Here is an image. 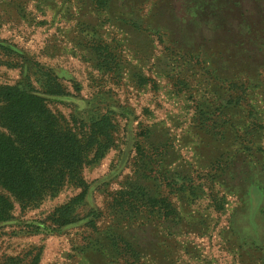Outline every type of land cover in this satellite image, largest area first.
I'll return each instance as SVG.
<instances>
[{
    "label": "rangeland",
    "instance_id": "obj_1",
    "mask_svg": "<svg viewBox=\"0 0 264 264\" xmlns=\"http://www.w3.org/2000/svg\"><path fill=\"white\" fill-rule=\"evenodd\" d=\"M0 38L26 57L13 59L16 67L0 64V85L21 80L23 62L38 63L63 85L49 106L76 132L92 113L111 111L118 124L114 145L83 169L80 220L44 228L81 192L71 184L34 205L12 198V218L0 224V263L32 251L38 264H130L124 246H114L125 240L142 264H264V0H110L105 9L92 0H0ZM100 44L115 68L102 62ZM253 151L263 167L228 165L253 161ZM165 178L175 223L140 225L109 206L129 182L164 192ZM92 209L103 211L99 231L82 219Z\"/></svg>",
    "mask_w": 264,
    "mask_h": 264
},
{
    "label": "trees",
    "instance_id": "obj_2",
    "mask_svg": "<svg viewBox=\"0 0 264 264\" xmlns=\"http://www.w3.org/2000/svg\"><path fill=\"white\" fill-rule=\"evenodd\" d=\"M92 1L97 8L105 9L110 0ZM95 50L107 67L115 68L116 64L111 65L115 57L107 44L97 45ZM15 58L26 57L16 44L0 38V64L16 67L18 64L12 62ZM21 66L24 70L21 80L15 84L0 85V224L11 220L13 199L24 205L38 204L45 197L55 196L64 186L71 184L81 188V192L56 207L47 222L43 223L46 229L60 230L80 220L77 209L84 204L88 195L83 169L88 163L103 158L114 145L118 126L116 115L111 111L90 114L86 130L81 135L63 114L49 106L50 99L64 95L63 85L56 76L38 63L31 66L23 62ZM33 76L39 88L35 86ZM200 117V126L207 131L210 116L204 112ZM72 119V123L80 122L75 117ZM255 154L253 151V161L248 159L238 163L234 157L228 165L257 170L263 167V163L260 156L256 157ZM260 170L264 171L262 168ZM237 172L241 177L245 175V172L240 173V169ZM165 179L164 192L159 185H155L157 190L153 193L135 179L119 192L121 195L113 198L109 206L128 210L129 221L138 220L140 225L144 218H154L152 223L155 224L164 220L175 223L173 220L179 217V213L171 200L173 185L171 180ZM85 218L89 219L86 225L91 230H101L98 221L103 218L102 210L92 209L82 219ZM41 224L32 227L39 231ZM114 244L117 248L124 246V253L121 254L133 259L130 264H142L141 253L127 241L120 243L114 240ZM32 254L30 251L26 256H5L0 264H38L41 254Z\"/></svg>",
    "mask_w": 264,
    "mask_h": 264
}]
</instances>
